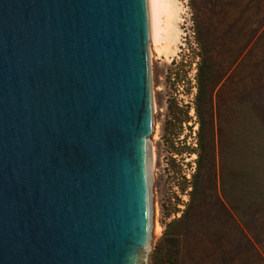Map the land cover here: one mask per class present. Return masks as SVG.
Returning a JSON list of instances; mask_svg holds the SVG:
<instances>
[{
    "label": "water",
    "instance_id": "obj_1",
    "mask_svg": "<svg viewBox=\"0 0 264 264\" xmlns=\"http://www.w3.org/2000/svg\"><path fill=\"white\" fill-rule=\"evenodd\" d=\"M148 0H0V264H146Z\"/></svg>",
    "mask_w": 264,
    "mask_h": 264
},
{
    "label": "rangeland",
    "instance_id": "obj_2",
    "mask_svg": "<svg viewBox=\"0 0 264 264\" xmlns=\"http://www.w3.org/2000/svg\"><path fill=\"white\" fill-rule=\"evenodd\" d=\"M175 4L179 18L173 19L171 36L167 37L169 48L155 53L151 46L154 230L146 264H150L165 224L180 217L185 209L190 187L181 191L186 188L183 176L190 179L196 168L195 153L179 156L174 150L184 145L191 150L197 148L199 118L195 97L201 62L195 39L197 22L213 54L203 70L213 72L218 80L212 94L215 129L218 115L231 127L237 125L235 109L242 110L239 153L255 159V165L247 168L256 171L254 178L259 184L252 186L254 193L239 209L241 226L230 220L221 207L197 219L192 226L194 240L184 247L181 264H264V0H175ZM175 26L177 37L173 36ZM178 107L189 116L182 128L172 119L174 112L179 115ZM217 165L219 171L218 157Z\"/></svg>",
    "mask_w": 264,
    "mask_h": 264
},
{
    "label": "trees",
    "instance_id": "obj_3",
    "mask_svg": "<svg viewBox=\"0 0 264 264\" xmlns=\"http://www.w3.org/2000/svg\"><path fill=\"white\" fill-rule=\"evenodd\" d=\"M195 37L201 61L195 97V112L199 118L197 148L191 150L189 146L184 145L175 148L174 152L179 156L186 152L195 153L196 168L190 179L183 176L186 188H182L181 191L185 192L190 187L187 193L189 200L181 216L165 224L162 238L151 253L150 264H181L184 247L194 240L192 226L200 216L214 207H221L230 220L241 226L239 209L254 193L252 186L259 184V180L254 178L256 171L250 172L247 168L255 165L253 162L255 159H247L239 153L243 139L241 124L244 119H240L242 110L235 109L237 125L231 127H228L218 115V126L215 129L212 94L218 85V80L213 72L206 73L203 70V65L211 63L213 54L211 43L198 26V22L195 27ZM177 109L180 113L178 115L174 112L172 119L179 128H182V123L189 121L188 112L179 107ZM172 161L175 162L174 158ZM248 239L252 240L250 236Z\"/></svg>",
    "mask_w": 264,
    "mask_h": 264
},
{
    "label": "bare ground",
    "instance_id": "obj_4",
    "mask_svg": "<svg viewBox=\"0 0 264 264\" xmlns=\"http://www.w3.org/2000/svg\"><path fill=\"white\" fill-rule=\"evenodd\" d=\"M149 13L152 23V39L151 46L155 53L161 52V49L167 50L168 42L167 37L171 36L173 19H178V7L175 0H148ZM177 26L174 29V37H177ZM157 46H160L159 48ZM153 51H151L152 54ZM152 151V167H154L155 151L153 142L151 144ZM160 232V228L156 226V233Z\"/></svg>",
    "mask_w": 264,
    "mask_h": 264
}]
</instances>
